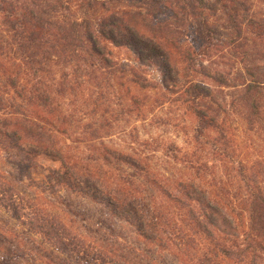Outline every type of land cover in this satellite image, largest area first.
<instances>
[{"label":"trees","instance_id":"16d2710c","mask_svg":"<svg viewBox=\"0 0 264 264\" xmlns=\"http://www.w3.org/2000/svg\"><path fill=\"white\" fill-rule=\"evenodd\" d=\"M120 1L128 9L96 15L104 2ZM252 8L251 0H0V149L8 151L20 181L32 178L38 156L59 162L49 187L90 196L102 217L108 208L111 218L93 229L102 232L105 224L118 245H104L82 225L91 233L87 238L54 213L28 207L0 164V206L26 227L30 240L44 241L24 254L17 236L0 230V264H172L168 254L174 264H264V160L253 164L242 155L233 129L235 119L246 126L243 136L264 131V59L256 48L264 44V12L256 16ZM219 14L224 37L211 21ZM110 46L127 49L138 66L116 61ZM153 66L162 82L142 70ZM118 74L139 91L158 88L175 96L170 101L192 118L190 148L154 137L140 143L135 130L133 141L153 156L134 148L93 147L86 158L72 151L73 114L65 106L79 96L88 105L115 104L121 96L98 82L107 78L114 86ZM94 83L96 90H85ZM123 110L130 111L126 102ZM113 122H86L90 143L102 140ZM155 151L180 173L157 170ZM216 162L229 174L220 175ZM65 203L73 210L71 200ZM78 215L83 224L91 222ZM113 220L127 227L131 241L119 244L123 235Z\"/></svg>","mask_w":264,"mask_h":264},{"label":"rangeland","instance_id":"374dc122","mask_svg":"<svg viewBox=\"0 0 264 264\" xmlns=\"http://www.w3.org/2000/svg\"><path fill=\"white\" fill-rule=\"evenodd\" d=\"M251 2L253 3V15L261 16V13L264 12V0H251ZM104 5L106 6L101 4L98 8L96 14L98 17H101L104 13L110 10L119 13L124 9H128V2L124 3L123 1L114 4H108V2H104ZM83 10L84 9L81 8L79 9V12ZM94 17L96 16L94 15ZM219 17L220 14L215 18H211V21L215 23V28L217 29L218 33L221 34L222 32L223 34L221 36L224 37L225 29L224 27L221 28V24L223 25L224 21L222 19L220 20ZM109 48L112 50L113 58L116 61L120 62L121 64L130 65L132 68L138 66L137 62L133 59L132 55L127 49L113 46H110ZM256 48L262 49L258 58L261 60L264 59V44H258ZM208 58H210V61H214V57ZM204 64H209V62H206L205 60ZM213 65L215 66V64ZM142 70H145L151 79L157 82L163 81L162 73L157 69V67L153 66L150 69ZM112 79L114 81V86L110 84L107 78L99 81L98 85L105 87L104 89L108 90L109 92H114L116 95L119 94L122 101L118 100L116 96L115 99L113 98L115 104L113 103L112 105L104 104L96 106V102L90 105L84 104V99L79 96L77 100H71L70 106L69 103H67L65 106L67 112L73 114V118L68 119V124H71L69 136L72 138V141L69 139V144L72 146V151H76L79 155L86 158L92 154L91 148L93 147L97 148L100 146L101 148L105 149L118 148L128 152H132L131 148H134L136 153L138 150L140 152L145 151L153 156L152 151H148V149L144 148L143 146L136 144L138 141L142 143L143 141L152 137L158 138L159 140H164L165 142L174 141L185 149L190 148L188 146L191 145L192 137L188 133L191 132L192 118L191 115H189L190 113L184 106L180 104V102L170 101V99L175 98V96H172L171 94L165 95V92L161 89L159 90L158 88L151 91H139L137 88L131 87L129 83H122V79L119 74L113 76ZM183 81L184 82L182 83L184 84L187 82L185 79H183ZM96 85L97 83H94L92 87L85 90H96ZM133 98L140 99L142 104L139 106L137 103H134ZM120 101L122 105L119 108L118 104ZM125 102L128 106H130V111L127 110V112L124 113L123 105H125ZM113 108L116 109L115 115L119 118L117 121L113 117ZM108 117L111 121H114L112 129L108 127H105L106 129L102 128V134L105 137H103V139L100 141L96 140L90 143L92 140L90 139L92 131L88 128V124L85 123L93 122L97 126L101 120L105 121ZM241 128L247 130L246 126L241 120L234 119L233 129L237 130V134L239 135L238 140H236V142L240 144L238 149L239 152H241V154L245 155L247 158H251L250 160L254 158L253 164H256L258 161L257 159L259 158L264 160V131L256 128V130H251L249 134L243 136ZM135 130H138L139 132V137L137 138L138 141H133L135 139L132 137V134H134ZM78 139H81L84 142L79 143L76 141ZM102 142H104V145H102ZM8 156L7 150L0 149L1 170L3 171L4 177L9 180V182L17 185L18 191L22 194L28 207H33V205L39 209L42 207L48 212L54 213L62 220H65L73 230L77 232L79 231L81 234L86 235L87 238H90V234L93 233L94 235H97L96 238L98 240H103L104 245H106L105 241H107L108 246H111L112 248H114V246H118L115 244V237L112 235V229L107 227L105 224H101V227L103 228L102 232L95 233V230L93 229L94 225L97 226L98 220H103V222L106 223V221H104L105 216L107 218H111L108 208H105L106 210H104V217H102L100 205L94 202L90 196L71 193L65 187H57L56 191L53 192L49 187V179L51 176H53L52 172L61 167L59 162L54 161L47 156H38L36 158L37 164L35 172L33 171L34 173L32 178L30 179V177L26 176L22 181H20L18 178V168L15 165L9 163L10 159ZM153 162L155 165H157L155 168L160 170V172H165L171 176L180 173V171L175 168V165L169 163L171 161L168 156L165 157L160 152H156V157H154ZM216 167V170L220 173V175L223 173L229 174L228 166H223L219 162H216ZM232 174L235 173L232 172ZM263 176L264 175H261V180H264ZM68 200L72 201L73 206H71V208L75 211L69 210L66 207L65 202ZM79 213L90 218L91 222H86L83 224L78 215ZM113 222V226H115L117 234H122L124 238L119 240V244L125 243L128 240L131 241V232L127 229V227L126 229L122 228L121 222L117 220H113ZM82 225L87 226V228L91 229L92 232L90 233L89 231L82 229ZM25 228L26 227L22 226L21 223H18L12 218V213L10 210L4 209L0 206V230H5V234H7L9 237L16 235V238L21 241V247L24 251V254H27L30 251V246H38V244L43 243L44 241L41 236H33V238L30 240V238H28L25 234L27 233L24 231ZM44 245L56 250L53 246H50L46 243ZM139 248L142 250H147L142 245ZM95 250V248L92 250L93 254L96 253ZM62 257L65 259L67 258L64 255H62ZM168 262L174 264L177 262V259L175 256L168 254ZM29 263L32 264L30 261L26 262L25 260H21V264ZM139 263L150 264V262L146 259L140 260Z\"/></svg>","mask_w":264,"mask_h":264}]
</instances>
